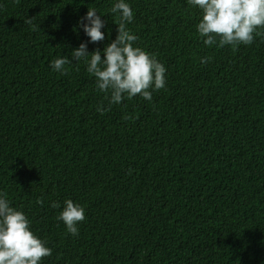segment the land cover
I'll return each instance as SVG.
<instances>
[{"label":"trees","instance_id":"16d2710c","mask_svg":"<svg viewBox=\"0 0 264 264\" xmlns=\"http://www.w3.org/2000/svg\"><path fill=\"white\" fill-rule=\"evenodd\" d=\"M113 2L0 0V191L47 242L42 264H264V37L205 46L186 0H127L166 86L101 114L84 64L49 61L87 41L88 8L106 21L88 51L110 43ZM66 198L78 236L50 206Z\"/></svg>","mask_w":264,"mask_h":264},{"label":"clouds","instance_id":"9594fccd","mask_svg":"<svg viewBox=\"0 0 264 264\" xmlns=\"http://www.w3.org/2000/svg\"><path fill=\"white\" fill-rule=\"evenodd\" d=\"M198 10L196 32L205 46L224 47L253 43L254 37H264V0H186ZM110 12L116 14L117 35L102 49L88 51V44L105 39L106 21L95 8H88L80 18V28L87 41H82L68 57L49 61L52 71L65 73V64L83 63L86 72L94 78L95 90L105 94L106 106H97L103 114L111 105L139 96L152 101V94L165 85V66L154 54L135 46L138 37L126 25L133 21V9L127 0H114ZM27 22V21H26ZM103 57V58H102ZM201 62H206L201 57ZM37 204L42 201L37 198ZM51 207L60 208L56 219L63 222L66 232L78 236L77 224L85 219L84 207L66 198L63 206L55 201ZM47 242L33 233L26 214L11 206L5 192L0 191V264H42L51 254Z\"/></svg>","mask_w":264,"mask_h":264}]
</instances>
